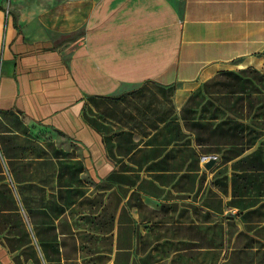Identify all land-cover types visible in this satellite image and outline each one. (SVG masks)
Wrapping results in <instances>:
<instances>
[{
	"label": "crops",
	"instance_id": "0c3cea01",
	"mask_svg": "<svg viewBox=\"0 0 264 264\" xmlns=\"http://www.w3.org/2000/svg\"><path fill=\"white\" fill-rule=\"evenodd\" d=\"M0 264H264V0H0Z\"/></svg>",
	"mask_w": 264,
	"mask_h": 264
},
{
	"label": "rangeland",
	"instance_id": "374dc122",
	"mask_svg": "<svg viewBox=\"0 0 264 264\" xmlns=\"http://www.w3.org/2000/svg\"><path fill=\"white\" fill-rule=\"evenodd\" d=\"M160 92L161 90L156 88L155 85L142 84L134 86L131 90L122 94L94 98L91 100V103L95 106L96 112L93 113L102 119L103 115L113 116L114 106L120 104L121 101L127 103V106H131V110L133 108L136 114H141V117L147 119L148 122H146L151 125L162 119V117L169 116L172 113L170 93L166 94L165 99L161 101L158 96ZM124 113H126V117L129 116V110L124 111Z\"/></svg>",
	"mask_w": 264,
	"mask_h": 264
},
{
	"label": "water",
	"instance_id": "95a60500",
	"mask_svg": "<svg viewBox=\"0 0 264 264\" xmlns=\"http://www.w3.org/2000/svg\"><path fill=\"white\" fill-rule=\"evenodd\" d=\"M214 163V160H209L206 164H205V166L207 167V168H209L212 164Z\"/></svg>",
	"mask_w": 264,
	"mask_h": 264
}]
</instances>
